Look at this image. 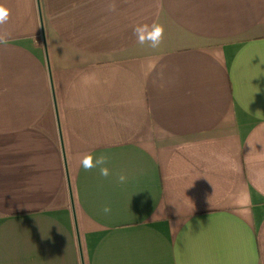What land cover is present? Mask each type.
<instances>
[{"label": "crops", "instance_id": "1", "mask_svg": "<svg viewBox=\"0 0 264 264\" xmlns=\"http://www.w3.org/2000/svg\"><path fill=\"white\" fill-rule=\"evenodd\" d=\"M0 5V264H264V0Z\"/></svg>", "mask_w": 264, "mask_h": 264}, {"label": "clouds", "instance_id": "2", "mask_svg": "<svg viewBox=\"0 0 264 264\" xmlns=\"http://www.w3.org/2000/svg\"><path fill=\"white\" fill-rule=\"evenodd\" d=\"M108 11H115L116 5L114 2L109 3L107 6ZM10 17L9 9L0 5V25H4L8 22ZM133 34L136 36L137 43L141 46L147 45L149 48L158 49L164 40V26L162 24L153 22L151 24H139L133 29ZM8 33L0 35V45H7ZM109 163V157L101 154L94 157L92 154H86L80 161L81 167L85 171H91L92 169H98L99 174L102 177L107 178L110 174L107 164ZM119 183H124L127 177L123 174L117 177ZM104 214H109L111 208L105 206L102 209Z\"/></svg>", "mask_w": 264, "mask_h": 264}, {"label": "water", "instance_id": "3", "mask_svg": "<svg viewBox=\"0 0 264 264\" xmlns=\"http://www.w3.org/2000/svg\"><path fill=\"white\" fill-rule=\"evenodd\" d=\"M42 34V33H41Z\"/></svg>", "mask_w": 264, "mask_h": 264}]
</instances>
